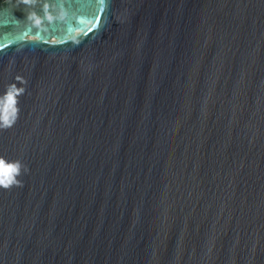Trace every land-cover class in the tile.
<instances>
[{"label":"water","instance_id":"water-1","mask_svg":"<svg viewBox=\"0 0 264 264\" xmlns=\"http://www.w3.org/2000/svg\"><path fill=\"white\" fill-rule=\"evenodd\" d=\"M5 111L0 264H264V0H0Z\"/></svg>","mask_w":264,"mask_h":264},{"label":"clouds","instance_id":"clouds-1","mask_svg":"<svg viewBox=\"0 0 264 264\" xmlns=\"http://www.w3.org/2000/svg\"><path fill=\"white\" fill-rule=\"evenodd\" d=\"M8 107H12V103L9 101ZM13 112L18 114L19 109L15 108L13 109ZM0 120H2V123L5 127H10L11 124L14 123V120L9 119L7 111H5V114L2 118H0ZM22 168L24 173L27 172V166L22 165L19 161L7 164L3 161V165H0V187L8 189L12 186H22V181L19 179V177L24 174L21 171Z\"/></svg>","mask_w":264,"mask_h":264},{"label":"snow or ice","instance_id":"snow-or-ice-1","mask_svg":"<svg viewBox=\"0 0 264 264\" xmlns=\"http://www.w3.org/2000/svg\"><path fill=\"white\" fill-rule=\"evenodd\" d=\"M8 101H9L10 103H12V104L14 103V101H13V99H12L11 96H9ZM0 165H3V161H2V160H0Z\"/></svg>","mask_w":264,"mask_h":264}]
</instances>
